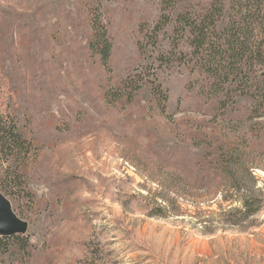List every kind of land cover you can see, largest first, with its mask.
Segmentation results:
<instances>
[{"label": "rangeland", "instance_id": "obj_1", "mask_svg": "<svg viewBox=\"0 0 264 264\" xmlns=\"http://www.w3.org/2000/svg\"><path fill=\"white\" fill-rule=\"evenodd\" d=\"M159 2L0 0V116L35 150L25 191L5 195L0 179L28 224L30 254L0 264H264V207L230 222L226 187L196 168L191 138L224 132L212 129L210 105L197 107L184 89L189 73L158 71L169 106L183 94L184 111L153 100L151 60L138 42ZM96 17L112 38L106 61L88 49ZM159 46L170 44L160 37ZM140 72L132 98L117 92ZM257 157L264 198V153Z\"/></svg>", "mask_w": 264, "mask_h": 264}, {"label": "trees", "instance_id": "obj_2", "mask_svg": "<svg viewBox=\"0 0 264 264\" xmlns=\"http://www.w3.org/2000/svg\"><path fill=\"white\" fill-rule=\"evenodd\" d=\"M140 29L139 50L151 60L146 72L153 77L156 105L164 111L170 106L174 112L185 110L181 109L183 94L169 106L170 89L158 77V71L182 68L190 76L184 89L197 98V107L210 105L212 129L220 126L224 132L191 138L201 156L196 162V168L204 172L201 179L220 178L226 187L220 190L222 198L230 202V222L256 215L264 207L255 175V169L262 168L257 155L264 153V0H160L157 18L151 25L143 22ZM160 37L168 41V49L157 47ZM111 48L108 29L96 17L88 49L106 61ZM145 76L142 72L128 76L117 92L132 98ZM33 152L32 143L17 132L15 122L0 116V164H8L0 175L5 195H15V188L26 190L24 169ZM160 198L168 201L164 195ZM237 202L241 208L232 206ZM2 236V262H18L30 254L22 234Z\"/></svg>", "mask_w": 264, "mask_h": 264}, {"label": "water", "instance_id": "obj_3", "mask_svg": "<svg viewBox=\"0 0 264 264\" xmlns=\"http://www.w3.org/2000/svg\"><path fill=\"white\" fill-rule=\"evenodd\" d=\"M28 224L13 211L9 200L0 191V231L2 235L23 234Z\"/></svg>", "mask_w": 264, "mask_h": 264}]
</instances>
